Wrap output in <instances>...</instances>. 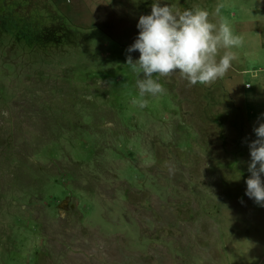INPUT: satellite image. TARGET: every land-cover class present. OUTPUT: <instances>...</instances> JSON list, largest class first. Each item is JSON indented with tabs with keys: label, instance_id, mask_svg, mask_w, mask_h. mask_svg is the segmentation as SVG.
Instances as JSON below:
<instances>
[{
	"label": "rangeland",
	"instance_id": "1",
	"mask_svg": "<svg viewBox=\"0 0 264 264\" xmlns=\"http://www.w3.org/2000/svg\"><path fill=\"white\" fill-rule=\"evenodd\" d=\"M153 2L0 0V264H264V206L245 194L264 0H158L222 3L245 42L223 79L161 78L141 108L127 49Z\"/></svg>",
	"mask_w": 264,
	"mask_h": 264
},
{
	"label": "clouds",
	"instance_id": "2",
	"mask_svg": "<svg viewBox=\"0 0 264 264\" xmlns=\"http://www.w3.org/2000/svg\"><path fill=\"white\" fill-rule=\"evenodd\" d=\"M224 5L218 4L213 13L200 7L181 10L178 6H161L154 0L150 15L139 18V34L127 52H139V59L126 58L137 72L139 98L132 103L146 107V96L163 94L160 79L178 73L189 86L211 85L223 79L245 38L233 31L229 19L221 14ZM211 17L216 18L213 22ZM143 73L144 78H138ZM256 139L248 145L250 163L246 180V195L264 206V123L253 128Z\"/></svg>",
	"mask_w": 264,
	"mask_h": 264
},
{
	"label": "flooded vegetation",
	"instance_id": "3",
	"mask_svg": "<svg viewBox=\"0 0 264 264\" xmlns=\"http://www.w3.org/2000/svg\"><path fill=\"white\" fill-rule=\"evenodd\" d=\"M120 7H121V9H124V6L121 5V4H120ZM60 12H61V11H60ZM61 13H63V12H61ZM50 27L52 28V26H50ZM45 28H46V27H45ZM139 78H140V79H143V78H144V75L140 76ZM114 79H117V77L114 78ZM96 83L105 86V88L101 91L100 95H101L102 97H105V99H107L108 102H110V104L113 105V103H112V99L115 101L114 94H115V90H117L116 86L113 85L114 80H112V79L110 80V79H109V81H106V80H104V79H98ZM107 89H108V91H106ZM94 91H95V90H94ZM94 91H92V92H93V95L89 92L90 95L92 96V101H94V98H95ZM86 99H88V97H86Z\"/></svg>",
	"mask_w": 264,
	"mask_h": 264
}]
</instances>
